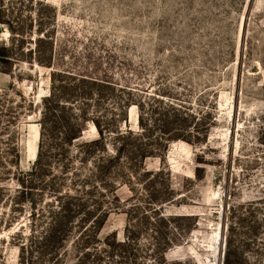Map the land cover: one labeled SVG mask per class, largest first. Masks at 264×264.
Wrapping results in <instances>:
<instances>
[{
    "label": "rangeland",
    "instance_id": "obj_1",
    "mask_svg": "<svg viewBox=\"0 0 264 264\" xmlns=\"http://www.w3.org/2000/svg\"><path fill=\"white\" fill-rule=\"evenodd\" d=\"M0 2V48L11 56L0 59V194L7 195L0 199V264H52L30 235L51 218L63 224L52 245L58 251L63 241L56 264L83 257L58 201L73 189V167L84 175L89 164L75 148L58 149L52 131L41 137L53 72L61 73L57 88L75 77L102 81L90 86L112 126L142 130L136 103L154 118L173 103L182 106L179 122L191 136L163 141L154 128L137 142L162 144L160 152L131 165L120 160L105 170L104 184L93 179V197L107 208L100 239L123 241L130 219L139 232L133 245L116 243L115 255L86 256L83 264H162L154 237L170 240L169 264H264V0ZM5 22L21 34L13 37ZM82 133L98 137L91 119ZM40 145L44 170L31 178ZM162 168L154 178L144 173ZM155 207L172 216L170 225L156 222Z\"/></svg>",
    "mask_w": 264,
    "mask_h": 264
},
{
    "label": "trees",
    "instance_id": "obj_2",
    "mask_svg": "<svg viewBox=\"0 0 264 264\" xmlns=\"http://www.w3.org/2000/svg\"><path fill=\"white\" fill-rule=\"evenodd\" d=\"M0 5L2 7L1 9H3L5 3L0 2ZM5 23L11 33L14 34L13 37L15 34H21V29L17 24L10 22ZM0 59L4 63H8L11 59L5 47L3 49L0 48ZM59 75H61L60 72H53L51 74V93L44 99L42 111L41 137L45 138V136L47 134L49 135L52 131V142L55 139L60 142L57 147L58 149L59 146L65 149L68 148L69 150L71 147L75 148L74 155L78 157L82 163L86 162L89 165L84 175L82 174L84 169L76 166L73 167L71 172V184L73 189L67 194L65 202L59 199L58 205L60 210L65 208V211L68 212L67 225L74 228L76 232L79 233L76 240L82 248L81 254L84 258L91 255L96 257H101V255L105 256V254L112 256L119 250L116 248V243H119V246L122 247L133 245L131 243H134L135 237L138 235L139 231L130 219L126 228L127 235L123 241L116 242L115 240L109 242L100 239L99 230L106 218L107 208L102 205L99 199L93 197L94 188L97 187L93 183V179H98L100 183L104 184L102 175L105 170L112 166H116L120 160L125 158L126 163L131 165L135 159H144L149 155L160 152V145L162 144L155 145L154 143L145 142L144 145L142 142H137L145 138L154 128L160 129L161 135L159 139L163 141L181 138L190 141L191 136L185 135V128L183 124L179 122L182 120L180 118L182 106H176L173 103H164V105H162L164 112L162 114L159 113L160 115L157 118H154V112H152V114L151 112L147 113L144 111V107L140 102L136 103L139 109L138 121L142 130L135 131L132 128L121 129L119 124L112 126L110 120L105 118L107 115L97 110L94 104L95 93L90 84H104L102 81L93 78L75 77L72 83L61 84L57 88L56 77ZM77 89L80 90L81 96L84 97L83 100H77L74 96H71V93H75L74 91ZM132 101L131 98H127L126 105L130 104ZM121 113L122 110L118 114H113L115 119L123 115ZM88 119H91L96 126L98 137L85 140L82 137V124ZM147 120H151V124L147 123ZM108 141L111 142L113 150L109 149ZM64 148H61V150L65 151ZM41 149L42 146L40 145L37 163L28 171L31 178H33L34 175L38 176V174L44 170L39 167V160L42 159ZM14 151V157L18 159L19 151L16 148ZM0 164H2V162ZM28 173L21 172L20 175H26ZM88 173H90V175ZM144 173L154 178L159 174H165V169H159L158 172L144 170ZM5 174V170H2L0 167V179H2ZM32 183L31 180L30 184ZM2 190L5 191L4 187L0 185V191ZM16 192L18 194L20 193L19 190ZM2 195L5 196V192H3ZM2 195L0 194V199ZM8 196L11 197V194ZM154 212L156 222L161 221L170 225L172 216L163 214L160 208H156ZM143 217L147 220L148 215ZM61 225L63 226L58 219L52 221L51 218L39 236L34 235L33 237V233L30 234L32 236V244L37 241L38 244L41 245V249L44 248L46 251H50L52 257L50 258V262H52V264H56L63 255V252H59V248L62 247L63 241H61V244H57L59 245L58 251H56V246L54 248L55 251L52 249V245L54 246L55 241L58 243V240H60L58 232ZM158 233L159 229L155 231L156 235ZM18 234L19 233H17L16 236H18ZM154 238L156 241L152 245V251H154L156 257L159 256V258L163 259L162 264H169L165 257V252L167 250L166 248H168L171 243L170 240L158 242L157 237ZM21 242L20 246L23 251L27 243ZM100 242H103V244ZM32 246L33 245L30 247L32 248ZM228 251H230V243ZM78 257V264H83V257Z\"/></svg>",
    "mask_w": 264,
    "mask_h": 264
}]
</instances>
